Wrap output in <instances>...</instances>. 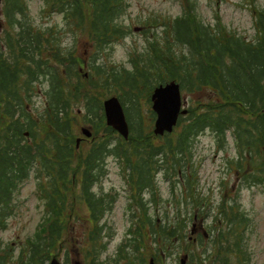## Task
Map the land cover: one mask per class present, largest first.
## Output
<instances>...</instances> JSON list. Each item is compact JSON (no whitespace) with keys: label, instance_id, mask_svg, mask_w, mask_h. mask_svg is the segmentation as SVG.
Segmentation results:
<instances>
[{"label":"trees","instance_id":"16d2710c","mask_svg":"<svg viewBox=\"0 0 264 264\" xmlns=\"http://www.w3.org/2000/svg\"><path fill=\"white\" fill-rule=\"evenodd\" d=\"M29 1L2 2L9 29L0 33V217L12 214L13 196L30 174L44 214L17 257L0 241V264L43 263L56 248L59 253L68 251L69 243L78 246L83 264H105V225L89 224L75 238L70 217L76 203L86 205L95 216L88 181L90 171L101 169L106 154L125 156L122 162L140 176L142 189L155 187L149 179L162 173L177 209L182 202L208 201L198 191L191 142L204 131L212 133L217 150L226 148L227 134L232 139L236 154L226 158L225 176L219 182L220 210L228 222L218 228L215 242L220 243L219 250H235V258L224 254L227 264H245L249 221L237 205L239 193L253 185L264 191V0L250 3L254 30L250 38L226 32L219 23L215 28L202 25L194 4L181 0L182 16L171 26L163 25L160 38L155 26L144 23L146 46L131 50L128 67L105 62V51L130 32L121 19L127 0H43L40 13L58 14L63 23L45 29L35 24ZM63 34L71 36V46L62 44ZM80 43L87 49L85 73H79ZM168 81H176L184 97L200 92L206 97L188 98L187 114L178 119L174 131L158 137L136 114L141 99L150 104L153 88ZM39 93L41 101L35 106ZM110 96L123 105L130 129L126 140L105 125L102 100ZM80 126L91 129L92 139L88 146L75 149V128ZM186 226L180 217L131 225L125 244L144 252L175 248L170 245L185 243ZM5 227L2 218L0 230ZM119 251L116 259L123 257ZM134 257L138 264H146L145 253Z\"/></svg>","mask_w":264,"mask_h":264},{"label":"rangeland","instance_id":"374dc122","mask_svg":"<svg viewBox=\"0 0 264 264\" xmlns=\"http://www.w3.org/2000/svg\"><path fill=\"white\" fill-rule=\"evenodd\" d=\"M187 1V0H185ZM251 0H188L194 4L195 12L202 25L215 28L217 22L221 24L224 29L231 30L240 36L250 38L253 35V20L252 15L247 8L248 2ZM128 7L125 15L121 17L124 24L130 27V32L126 36L112 44L105 52V62L112 63L116 67H128L129 55L133 48L139 47L142 49L146 45L145 33L143 28L135 31L136 28H141L144 23H152L156 27L157 37L160 38L163 34L162 25L169 23L178 16L182 15L181 0H127ZM264 3V2H263ZM43 5V0H30L28 7L30 14L40 28L52 27L54 24L58 28L63 25L60 15L55 13L50 16H45L40 13ZM2 2L0 4V28L4 26V19L2 16ZM129 31V30H128ZM61 42L64 46H71V36L63 34ZM86 47L80 43L77 47V54L82 57L86 54ZM87 59V57L85 58ZM206 95L203 92L198 94L185 96V107L189 106L188 98H197ZM35 106H38L41 101V95L34 97ZM76 107H74V111ZM78 112V111H77ZM139 121L146 128L152 127L153 122L150 118V106L146 104L144 99L140 101L138 114ZM136 115H133L132 121L135 123ZM81 127V126H80ZM80 127L75 128L77 136H81ZM228 144L226 148L221 151L217 150L213 135L210 131H204L195 139H192L193 160L198 166V190L204 194L208 192L210 197L211 211L208 217V224L211 222L215 213V207L220 201L219 182L223 178L225 172V160L235 156L230 136L227 137ZM113 157V154L105 155L104 177L98 178L93 185L92 191L95 195L104 199L105 206L108 211H111L107 216L105 224V252L102 258L105 259V264H123L124 260L116 259L117 251L121 241L126 236V231L129 227L128 220L125 217V199L122 188L126 186L123 178L120 177V166ZM100 178H102L100 180ZM159 197L161 199L160 209L161 213L167 214L169 221L172 219L184 217L187 206L182 202L180 215L177 214L176 203H174V196L169 188L168 181L163 174L156 176ZM97 179V178H96ZM230 184H234V178L231 177ZM35 177L30 174L29 177L23 181L21 191L14 197L16 204V211L10 215L6 222V229L0 231V240L3 245L11 244L15 250V255L18 254L19 245L26 237L32 236L37 225L41 222L44 214L41 202L36 195ZM112 188L118 190L115 199L105 200V195ZM175 195H179L177 190ZM150 196L148 193L146 197ZM240 211L244 214L250 215L252 218V225L248 229L249 238L248 251L252 255L249 264H264V192L259 187L244 188L239 193ZM107 203V204H106ZM75 204V203H74ZM112 207V208H111ZM71 225L73 226V235L75 238L79 237L81 232L87 230L91 223L88 216V209L80 203L74 205V212L70 217ZM103 221V220H102ZM105 221V219H104ZM78 243L79 240H76ZM180 249H184V245L180 244ZM68 251H63L58 259L61 264H72L75 260L81 261V251L78 246L73 243L67 245ZM61 252V253H62ZM222 254L215 256L216 264H227L228 260ZM221 255V256H220ZM223 259V260H222ZM48 261L44 262L47 264Z\"/></svg>","mask_w":264,"mask_h":264},{"label":"flooded vegetation","instance_id":"af4514ba","mask_svg":"<svg viewBox=\"0 0 264 264\" xmlns=\"http://www.w3.org/2000/svg\"><path fill=\"white\" fill-rule=\"evenodd\" d=\"M105 166V165H104ZM120 177L123 178V172L119 170ZM126 173L131 174L130 170H127ZM104 177V173H103ZM102 178H100L101 180ZM126 186L122 189H126L128 191V200L131 201L132 199L135 200L134 207H128L126 204L125 210V217L123 218L125 221L128 220V223H143L142 218L144 219L145 223L152 222L154 213L157 212L156 207L151 202H145V207L142 209L140 207V198H141V191L140 186L138 185L139 180L138 178L135 179H124ZM97 181H94L93 185ZM134 183V185H132ZM115 188H112L109 192L105 195V200H110L115 198L116 196ZM124 196L127 194L123 191ZM107 204V203H106ZM112 208V207H111ZM105 206V212L102 219H105V224L107 222V216L111 211H108ZM164 213L162 212V215ZM144 216V217H142ZM192 233L193 236H188V241L196 242V239L199 237V232H202V224L203 219H198L197 212H194L192 215ZM202 236L205 240L208 239V235L202 232ZM125 254L132 253L131 250L125 249L123 251ZM154 257L153 261L154 264H174L175 262H181V259H184L185 264H214L215 258L212 256L214 255L212 250L204 251V250H172V249H160L153 251ZM175 257V258H174ZM125 264H130V260H124ZM134 263H139L138 260H133Z\"/></svg>","mask_w":264,"mask_h":264},{"label":"water","instance_id":"95a60500","mask_svg":"<svg viewBox=\"0 0 264 264\" xmlns=\"http://www.w3.org/2000/svg\"><path fill=\"white\" fill-rule=\"evenodd\" d=\"M151 109L155 113V121L153 132L157 135L171 132L176 125L179 114H185L186 111H180L181 96L179 86L171 81L167 84L160 85L154 89L151 94ZM106 123L111 126L124 138L128 135V126L124 117L122 107L116 97H110L103 103ZM86 136H90V132L86 129L82 130ZM78 143V140H77ZM50 264H59L56 259H52ZM74 264H80L75 262Z\"/></svg>","mask_w":264,"mask_h":264}]
</instances>
